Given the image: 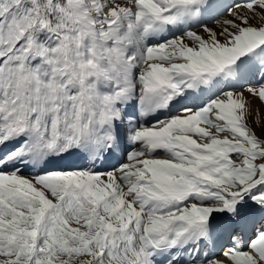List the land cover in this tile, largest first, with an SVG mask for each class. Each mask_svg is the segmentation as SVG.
<instances>
[{
  "label": "snow or ice",
  "instance_id": "1",
  "mask_svg": "<svg viewBox=\"0 0 264 264\" xmlns=\"http://www.w3.org/2000/svg\"><path fill=\"white\" fill-rule=\"evenodd\" d=\"M0 264H264V0H0Z\"/></svg>",
  "mask_w": 264,
  "mask_h": 264
}]
</instances>
